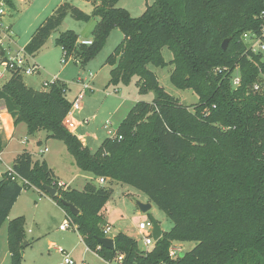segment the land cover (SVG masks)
<instances>
[{
  "label": "trees",
  "instance_id": "16d2710c",
  "mask_svg": "<svg viewBox=\"0 0 264 264\" xmlns=\"http://www.w3.org/2000/svg\"><path fill=\"white\" fill-rule=\"evenodd\" d=\"M87 1L91 13L62 2L33 33L26 51L37 53L68 14L83 21L99 17L90 45L80 44L72 30L57 37L65 57L75 54L87 62L118 28L124 38L107 59L113 66L110 83L138 77L140 90L153 89L156 98L137 102L115 136L93 152L64 125L72 106L66 82L57 79L47 90H37L22 76L11 77L0 100L14 123H25L29 135L46 131L48 139L62 141L94 180L82 190L60 185L45 160L34 161L24 150L12 166L17 178L7 171L0 180V227L24 189L47 193L44 185H49L57 188L52 199L77 225L86 247L107 262L122 256L119 264H264V52L248 50L243 39L246 32L261 31L264 0H154L140 17L118 7L120 0ZM165 47L173 53V85L198 96L193 108L169 94L149 68L168 64ZM237 67L241 82L234 87ZM97 178L145 193L172 220L170 231L151 250H141L124 232L115 235L114 250L100 245L102 210L114 189ZM64 201L80 213L74 215ZM25 224L24 216L9 221L11 264H23ZM175 241L197 244L171 257Z\"/></svg>",
  "mask_w": 264,
  "mask_h": 264
},
{
  "label": "rangeland",
  "instance_id": "374dc122",
  "mask_svg": "<svg viewBox=\"0 0 264 264\" xmlns=\"http://www.w3.org/2000/svg\"><path fill=\"white\" fill-rule=\"evenodd\" d=\"M62 1L66 0H11V2L4 0L6 10L4 21L6 24H14L13 29H11V36L16 46L25 47L36 29L55 12ZM67 1L87 13H90L91 7H93L92 3L87 0ZM153 3L154 0H120L117 6L127 9L132 17H140L146 8ZM98 21L99 17L83 21L68 14L46 44L34 54L35 60L41 67V74L23 77L27 86L37 90H47L43 86V82L53 81L54 78L66 82L68 84L66 96L70 101H73L83 90L81 78L84 80L91 78L92 90L85 89L83 110L80 111L81 114L79 115V120L90 118V122L80 125L77 128V134L96 135L95 138H87L88 145L93 152L106 138L117 132L119 125L137 102H152L156 98L155 90L149 89L144 92L140 90L136 84L138 77L133 78L128 84L114 85L110 83V71L113 66L107 63V59L124 38L123 33L118 28L112 30L104 46L87 62H81L83 58L75 54L67 61L65 60L62 48L56 43L57 37L65 31L72 30L79 36L80 44L84 40L93 42V29ZM245 43L250 44L246 41ZM163 54L168 64L165 67L150 65L149 68L156 73L160 85L169 94L177 97L184 105L193 108L199 101L197 94L192 90L179 89L173 85L170 76L174 65L169 63L173 59V53L165 47ZM232 85L236 87L233 83ZM80 112H75L74 116L77 118L76 114ZM39 138L43 139L42 144L34 143L35 137H31L27 133L26 139H29V142L25 146H29L35 152V158H43L40 149H44L46 146L50 148V151L45 153V156L56 157L57 145L52 144L50 147L49 143H46L44 135H40ZM16 142L18 141L16 140ZM60 144H62L63 149L62 154L58 155L57 163L59 166H57V171L64 175L62 177L68 179L67 177L72 175V170L68 171L61 168L63 163L69 160L75 166V170H79V167L66 145L62 141ZM4 169L5 166L0 165V171ZM76 172L81 173L83 171ZM81 179L83 178H79L78 183ZM109 186L114 189V192L102 212L105 218L104 227L110 226L112 229L108 236L124 232L138 242L141 250H151L155 245L147 246L145 244L144 236L139 230V224L151 221L152 216L157 220L162 231L168 232L173 226L172 220L154 203L150 202L145 193L135 187L116 181ZM73 187H76V184H73ZM139 202L150 203L152 208L143 212L138 205ZM63 210L49 194L38 188L24 189L12 207L8 219L0 227V264H11L7 239L8 226L10 219L20 216H24L26 220V238L22 253L23 264H63L66 255L71 257L75 264H105L96 252L86 249V246L80 241L77 229L73 227L66 231L60 229V225L66 219ZM149 231L150 229H147L145 233ZM25 242H30V245H25ZM196 244V241L173 242L170 249H175L178 255L192 250ZM112 264H119L118 257L113 259Z\"/></svg>",
  "mask_w": 264,
  "mask_h": 264
},
{
  "label": "built area",
  "instance_id": "2783aa9c",
  "mask_svg": "<svg viewBox=\"0 0 264 264\" xmlns=\"http://www.w3.org/2000/svg\"><path fill=\"white\" fill-rule=\"evenodd\" d=\"M4 2H0V89L10 80L11 77H13L15 74L20 75L24 77L25 75H34L38 74L41 70L40 65L37 63V61L34 59V56L30 53H28L25 49V47H17L15 41L13 40L11 36V30L10 27L6 24L4 21V15L6 14V10L4 8ZM263 19H264V13H263ZM243 39L246 42H250V44H247V49L252 50L253 52H264V25L259 32L251 31L246 32L243 34ZM92 43L91 40H84L81 42V44L90 45ZM64 58L67 61L68 59ZM63 60L64 63L66 61ZM227 70V68H217L216 72H222ZM92 76V74H91ZM58 78H54L53 81H44L43 86L45 88H48L50 83L56 81ZM232 83L238 87L241 82V75L239 72L238 67L235 69V71L232 73ZM91 78H87V80H84L81 78L83 90L79 92V94L75 97V99L72 101V106L70 111L68 112L65 120L64 125L70 130L77 129L80 125L88 124L90 122V118H85L80 121L78 124L75 120L74 113L79 112L83 109V99L85 98V89H91L90 85ZM259 85L256 84L254 88L256 90L259 89ZM3 103L0 100V105ZM1 119V115H0ZM110 123V122H108ZM116 132L113 134L115 136ZM9 174L12 176V179H16L17 175L13 172L12 168L8 170ZM23 183H27L25 179L20 178L19 179ZM107 179L100 178L101 183H105ZM62 185V184H60ZM71 227L77 229V225L74 224L72 219L67 215L64 222L60 225V229L67 230ZM147 229H150L149 232L145 233ZM139 230L142 232L144 236V242L147 246H154L156 241L153 236L154 231V224L151 221L148 222H141L139 224ZM111 231L110 226H106L103 230L105 237H109L108 234ZM149 250V249H147ZM170 256L176 257L177 253L175 249H170ZM122 261V256L118 257V262L120 263ZM63 264H75V261L66 255Z\"/></svg>",
  "mask_w": 264,
  "mask_h": 264
},
{
  "label": "crops",
  "instance_id": "0c3cea01",
  "mask_svg": "<svg viewBox=\"0 0 264 264\" xmlns=\"http://www.w3.org/2000/svg\"><path fill=\"white\" fill-rule=\"evenodd\" d=\"M62 2H64V1H62ZM91 8H92L91 9V12H92L93 7H91ZM7 25L10 27V30L13 29V25H14L13 23H10ZM34 59H35V57H34ZM38 74H41V70ZM67 90H68V84H67ZM80 114H81V112L79 114L78 113L76 114L78 119L74 116L75 120L78 124L81 121V120H79ZM0 115H1V119H0V165L5 166V169L0 171V180L3 178L5 173L10 168H12L16 157L20 153H22L24 150H27L32 154L34 161L45 160L48 163V165L50 166V168L53 169L59 183L63 184L65 187H71V188H75L78 190H82L88 181L94 180V177L90 173L83 171V172H81L82 173L81 174L80 172H76V171H79V170L82 171V170L80 168H78L79 170H75V168H74L75 166H73L71 164V161H69V160L68 161L66 160L63 163L61 168H63L64 170H68V171L72 170V175H71V177H67L68 179H66V177H62L64 175L62 173H60L59 171H57V166H59V163H57L58 155L62 154V149H63V146H62V144H60V141L53 139V138L48 139L46 131H44V132L39 131V132L35 133L34 135H30L31 137H35L34 143L42 144L43 139L39 138V136L44 135V137H46V143L48 142L50 147L52 144L57 145V149L55 152L56 157L45 156V153L50 151V148L48 146H46L44 149H40V153H43L42 154L43 158L42 159L35 158V152H33L29 146H25L29 142V139L28 140L26 139L27 133H28L27 125L25 123H20V124L16 125L14 123V119L12 118L10 113L7 111V109L3 103H1V105H0ZM72 132L79 137V139L83 142L84 145H86L88 147H89V145H88L87 138L88 137H93V138L96 137V135L90 136L89 134H85V133L78 135L77 129L72 130ZM39 133H44V134H39ZM16 140L18 142H16ZM79 178H83V179H81L80 183H78ZM95 180L102 185H106L107 183H109V180H107L105 183H101L100 178H97ZM73 184H76V187H73ZM102 212H103V210H102ZM64 216L67 217V214L65 211H64ZM63 231H66V230H63ZM77 233H78V236L80 238V241L85 245V243H84V241H83V239H82V237L78 231H77ZM116 234H118V233H116ZM116 234H114L113 236H110V237L114 238ZM174 243H181V242L175 241ZM28 245H30V242H27V246ZM86 249H88V248L86 247ZM88 250H90V249H88ZM98 257L105 264H112V261L107 262V261L103 260L100 256H98Z\"/></svg>",
  "mask_w": 264,
  "mask_h": 264
},
{
  "label": "water",
  "instance_id": "95a60500",
  "mask_svg": "<svg viewBox=\"0 0 264 264\" xmlns=\"http://www.w3.org/2000/svg\"><path fill=\"white\" fill-rule=\"evenodd\" d=\"M228 43H229V39H226L223 43H222V49L226 50L228 47ZM44 190L51 196V197H55L57 196L58 192H57V188L53 187V186H49V185H44ZM64 204L69 206L71 212L74 215H78L80 213V210L78 208H76L73 204L68 203L66 201H64ZM140 209L143 212H147L148 210H150L152 208V204L148 203V204H143V203H138ZM151 220L154 224V231H153V236L155 241H158L161 236H162V229L160 227V225L158 224L157 220L151 216ZM100 245L110 249V250H114L115 249V239L112 237H100L98 239ZM27 244V242H25V245Z\"/></svg>",
  "mask_w": 264,
  "mask_h": 264
}]
</instances>
